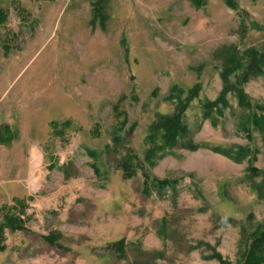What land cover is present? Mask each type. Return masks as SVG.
Instances as JSON below:
<instances>
[{"label": "rangeland", "instance_id": "1", "mask_svg": "<svg viewBox=\"0 0 264 264\" xmlns=\"http://www.w3.org/2000/svg\"><path fill=\"white\" fill-rule=\"evenodd\" d=\"M202 1L0 0V224L22 226L4 229L0 264L252 262L264 133L232 93L222 115L203 105L222 91L223 53L264 51V0ZM197 84L187 137L159 150L152 124ZM243 90L264 107V75ZM114 134L140 161L129 179L107 153ZM241 148L240 163L213 151ZM145 175L169 184L146 195Z\"/></svg>", "mask_w": 264, "mask_h": 264}, {"label": "trees", "instance_id": "2", "mask_svg": "<svg viewBox=\"0 0 264 264\" xmlns=\"http://www.w3.org/2000/svg\"><path fill=\"white\" fill-rule=\"evenodd\" d=\"M193 4L197 7H201L202 0H191ZM226 5L229 8L236 9V5L231 0H225ZM94 11L96 17L104 16V2L100 1L94 4ZM99 19V18H97ZM0 22H3V14L0 10ZM224 55V65L221 71V79L223 82V88L218 96L217 100L214 102H206L204 107V118H211L214 109L219 115L223 114V109L228 107L227 95L232 93L239 105V107L246 112V118L250 119V125L255 129L264 133V107L260 105L254 106L252 101L243 90V85L253 77L264 75V51H258L256 49H247L244 52H239L235 49H231L223 53ZM201 90L199 84L195 85L188 93L187 97L182 98V91L178 89H173L172 95L169 97L171 101H177V107L172 115H159L157 120L152 124L150 129L149 140L155 141L158 138L162 141V146L159 150H165L180 145V140H184L188 135V127L184 121V113L189 105V103L195 99ZM244 117V116H243ZM216 123V120L213 121ZM250 125L243 127V132L250 133ZM6 132V134L4 133ZM12 141V136L9 128H5L4 131H0V142L9 143ZM182 148L189 151H196V147L192 142L185 141L181 144ZM216 153L222 154L227 158L231 159L235 163H240L246 157L248 150L239 149L238 152H232L228 150L213 149ZM107 153L110 157H115V161L118 167L123 171L124 178H131L136 170L140 168V161L138 157L135 156L130 150L125 149L124 140L119 134H114L113 136V147L107 149ZM93 156V153L91 152ZM251 179L260 178L261 183L254 185L255 190L258 195L264 199V172L252 167L250 169ZM146 182L144 184V193L148 195L150 193L151 187L163 188L169 183L167 181H160L158 178H152L145 175ZM17 230L22 228L21 224L14 219H5L3 224H0V251L3 250V232L4 229ZM121 250V249H120ZM122 255V251H120ZM264 253V231L260 233L253 242L251 263L248 264H259L256 263L258 260L257 255Z\"/></svg>", "mask_w": 264, "mask_h": 264}]
</instances>
